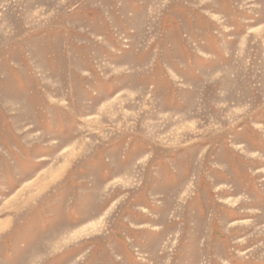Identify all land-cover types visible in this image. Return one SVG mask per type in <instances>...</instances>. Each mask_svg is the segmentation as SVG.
<instances>
[{
    "label": "rangeland",
    "instance_id": "obj_1",
    "mask_svg": "<svg viewBox=\"0 0 264 264\" xmlns=\"http://www.w3.org/2000/svg\"><path fill=\"white\" fill-rule=\"evenodd\" d=\"M0 264H264V0H0Z\"/></svg>",
    "mask_w": 264,
    "mask_h": 264
}]
</instances>
